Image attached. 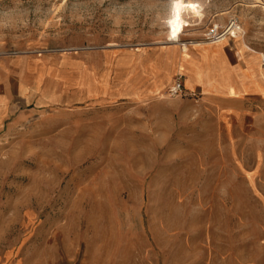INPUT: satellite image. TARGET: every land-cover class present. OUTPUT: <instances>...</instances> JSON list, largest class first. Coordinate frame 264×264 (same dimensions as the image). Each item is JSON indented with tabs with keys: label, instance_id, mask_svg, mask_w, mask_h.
<instances>
[{
	"label": "rangeland",
	"instance_id": "obj_1",
	"mask_svg": "<svg viewBox=\"0 0 264 264\" xmlns=\"http://www.w3.org/2000/svg\"><path fill=\"white\" fill-rule=\"evenodd\" d=\"M234 21L221 43L264 74V0H0V54L62 93L110 82L119 59L217 47L191 41ZM171 84L146 101L73 86L0 133V264H264V97L217 105Z\"/></svg>",
	"mask_w": 264,
	"mask_h": 264
},
{
	"label": "crops",
	"instance_id": "obj_2",
	"mask_svg": "<svg viewBox=\"0 0 264 264\" xmlns=\"http://www.w3.org/2000/svg\"><path fill=\"white\" fill-rule=\"evenodd\" d=\"M231 42L234 41L200 49L169 45L155 57L119 59L114 70L107 73L113 77L110 82L104 80L97 85L85 76L66 79L60 81L62 93L42 88L35 63L27 57L0 54V133L24 123L41 105L70 103L68 95L73 86L81 88L83 99L91 96L146 101L154 96L162 97L163 89L179 73L185 75V96L200 94L217 105L245 108L249 98L264 97V74L259 61L245 58V51Z\"/></svg>",
	"mask_w": 264,
	"mask_h": 264
},
{
	"label": "built area",
	"instance_id": "obj_3",
	"mask_svg": "<svg viewBox=\"0 0 264 264\" xmlns=\"http://www.w3.org/2000/svg\"><path fill=\"white\" fill-rule=\"evenodd\" d=\"M235 23L236 22L234 21L230 26L227 27V31H223V32H221L219 34H215L214 37H216V35H221V34L235 35L233 30L230 31V28ZM169 94L171 96H176V97L177 96H185L186 95L184 74L180 73V74H178L175 77L173 83L169 87Z\"/></svg>",
	"mask_w": 264,
	"mask_h": 264
},
{
	"label": "bare ground",
	"instance_id": "obj_4",
	"mask_svg": "<svg viewBox=\"0 0 264 264\" xmlns=\"http://www.w3.org/2000/svg\"><path fill=\"white\" fill-rule=\"evenodd\" d=\"M231 30H233L234 31V33L235 32H237V31H240V28H239V25L238 24H234V25H232V29ZM230 30V31H231ZM227 34L224 36V37H222V38H218V39H213V40H211V41H209V42H204V41H191V42H193L194 44V46H201V45H203V44H217V43H221L223 40H225L226 38H227ZM239 40H241V39H239ZM190 44V43H189ZM243 44V43H242ZM238 45V44H237ZM240 46V45H239ZM238 46V47H239ZM242 47V46H241ZM243 48V47H242ZM244 50H245V48H244ZM247 53V52H246Z\"/></svg>",
	"mask_w": 264,
	"mask_h": 264
}]
</instances>
